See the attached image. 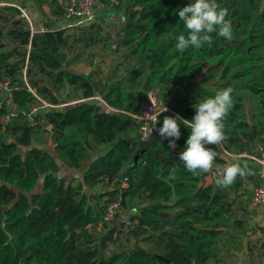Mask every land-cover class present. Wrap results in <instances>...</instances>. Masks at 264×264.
I'll list each match as a JSON object with an SVG mask.
<instances>
[{"label":"trees","instance_id":"1","mask_svg":"<svg viewBox=\"0 0 264 264\" xmlns=\"http://www.w3.org/2000/svg\"><path fill=\"white\" fill-rule=\"evenodd\" d=\"M98 2L104 11L121 14L119 44L130 49L133 58L148 62L133 67L126 84L102 83L100 90L91 76L71 69L81 59L74 53L76 44L88 48L105 41L99 26L91 25L90 29L96 28L92 34L81 28L76 38L67 34L68 29L48 25L44 31L32 32L19 8L0 7V81H10L17 88L8 96L11 109L0 104V264H209L219 239L227 234L236 206L234 194L254 178L258 167L251 165L250 158L231 160L220 145H208L216 152L213 168L193 175L183 162L177 165L190 129L181 124L180 139L175 141L178 154L159 129L165 116L192 120L197 100L232 87L233 105L223 121L221 145L230 155L255 154L252 127L258 117L249 116L244 108L264 94V0H252L249 8L247 0H216L228 10L232 40L214 32L211 46L185 52L175 48L177 37L187 34L178 12L195 0ZM252 38L261 48L257 53H252ZM24 74L29 87L54 105L66 103L58 95L65 87L81 92V101L32 115V125L29 116L38 101L24 82ZM214 79H218L215 89L207 87ZM157 89L162 91L160 106L171 111L161 113L151 138L143 141L135 116L146 94ZM11 114V121L4 125L2 119ZM30 126L37 142L45 132L51 134L52 151L19 144ZM263 131L258 130V136ZM86 161L89 164L79 184L60 175L63 167L80 169ZM226 163L246 164L251 174L238 176L227 188L217 186L220 175L206 185V178L216 169L222 171ZM125 179L129 181L123 186ZM40 181L42 190L36 192ZM104 183L111 188L100 196L87 192ZM104 197L109 198L102 206ZM119 199L122 207L135 199L144 206L130 218V225L138 223L126 235L135 246L119 245L107 258L98 241L117 244L119 240L109 234L99 237L89 226L98 225L106 205ZM171 209L175 212L171 224L176 228L172 235L181 245L167 242L159 254L142 248L139 238L147 230H157L153 214Z\"/></svg>","mask_w":264,"mask_h":264},{"label":"rangeland","instance_id":"2","mask_svg":"<svg viewBox=\"0 0 264 264\" xmlns=\"http://www.w3.org/2000/svg\"><path fill=\"white\" fill-rule=\"evenodd\" d=\"M37 1L41 4V9L43 11L44 17L46 18L45 24L55 26V27H62L67 23L63 17H60V13L58 8L56 7L53 0H8L7 4H10L14 7H19L23 10V12L28 15V17L31 19L33 14H40V8L37 5ZM96 12L99 13L97 18L92 23H86L80 26H76L73 28H68L67 34H73L76 38V35L81 33V28H86V30L92 34L96 31V28H91V25H95L96 27L99 26L101 30L99 31L100 37L105 39V41L95 44L91 47H84L83 44H76L74 47V53H78L81 57L79 62L72 67L73 70L79 73H83L85 75H89L92 77L93 83L96 86L97 90H100V87L102 83H108L111 86L118 83V82H124L126 84V79L128 77L129 71L133 67H139L142 63L148 64L145 58L140 57H132L129 55L130 49L125 48L124 46L119 44V29L122 26L123 18L121 14L117 11H104V7H101L100 3H98V0H96ZM4 4V3H3ZM4 6V5H2ZM24 15V14H23ZM27 20V19H26ZM35 20V18H34ZM40 20V17H39ZM41 21V20H40ZM29 22V21H27ZM36 22V20H35ZM41 23V22H40ZM29 25L31 27V24L29 22ZM256 38H252L251 42L254 45L252 53H257L261 50L260 47H256ZM7 41H5L6 43ZM5 49H10V46L6 47ZM145 52L144 54H146ZM205 71V70H203ZM201 80V76L199 78ZM218 79H214L213 81L210 80V83L207 85L209 88L215 89V82ZM155 92H158L159 94V106L162 99V94L160 90H153ZM59 97L62 101H65L66 103H62L61 105H64L62 108L77 103L81 98V92L75 91L74 89L70 87H65L59 92ZM183 95V94H182ZM175 97V96H174ZM180 95L178 96V98ZM97 100H101L99 96L95 97ZM0 104L6 105L9 109L12 108V104H10V99L5 94L0 95ZM262 105H264V94L256 96L254 99V102L251 104H247L244 108L246 113H248L249 116L258 117V119L255 121L252 127V131L255 133L253 139L255 142L252 144V150H255V155L258 157L261 156V153L258 150L259 145L264 144V133L262 135L258 136V130L263 131L264 130V109H262ZM161 109H165L160 106ZM170 110V109H169ZM256 113V114H254ZM263 113V114H261ZM262 115V116H261ZM252 121V120H251ZM50 131V130H49ZM257 131V134H256ZM264 132V131H263ZM31 145H38L39 147L45 149V150H51L52 149V137L49 132H45L42 136V141L37 142L32 138ZM180 151L178 149H175L173 153L178 154ZM226 156V155H225ZM229 159L233 160H240L239 157H229ZM228 159V160H229ZM89 162H83L82 167L80 169H69L66 167L62 168V171L60 175L65 177L66 179H75V184L77 185V181L79 179V175L83 174L87 167ZM253 167H258L259 170V164L257 162H253L251 164ZM220 171L216 169L213 174L206 178L205 184L208 185L212 183L213 179L219 175ZM74 175L76 177H74ZM259 183L258 174H254L253 179H249L245 182L243 188L234 194V197L236 198V206H234V209L232 212L239 211L240 213L247 212V223L249 219L252 221L251 226L252 229L244 230L245 228L242 226L243 221L236 220L235 222H232V219L236 217H229L230 221L226 228V233L224 235L230 236V239L235 240V244L238 243V241H245L248 239H252L253 241H257L258 239H262L261 241L258 240V242L253 245L254 253L257 255L255 256L256 262L259 264H264V246H263V229L261 232H258V225L260 224L261 227H264V205H254L250 202L249 196L251 193V190ZM43 183L40 181L35 189L36 192H39L42 190ZM111 188L109 184H103L100 186H97L95 188H91L90 190H87L89 194H92L94 196H100L102 193L108 191ZM109 197H104L101 199V205L104 206L106 201ZM143 202H141L138 199L126 201L124 207H122L118 218L113 223H105L103 222V218L96 226H89V229L95 233L97 236H101L103 234H109L112 236L113 239H118L117 244L108 243L104 244L102 241H98L97 244L100 245L104 252V256L107 258L110 257V255L117 250L119 245H121L124 248H132L135 245L134 240L131 239L130 241L127 240L126 235L129 231L134 229L135 225H137L138 222H134L135 224L130 225V218L134 217L136 215L140 214V211L143 207ZM135 210V211H133ZM174 210H165L160 214L154 215L153 219L155 221V227L157 230H147L144 235H142L139 239L141 240L140 246L146 250L154 251L155 253H163V245L167 242H172L181 245L180 242L176 241L174 236L172 235V231L176 230L175 227L172 226V218L174 215ZM258 215H261V217H258ZM239 223V224H237ZM249 232L250 234H247ZM225 237V236H223ZM223 239V238H222ZM227 239V238H225ZM241 244H237V247H229V250H225L226 252L223 255L221 254L222 261L225 262V264L228 262V264H245L247 261L245 260L246 257L241 249ZM232 250L235 252H232ZM162 256V255H161ZM230 258V259H228Z\"/></svg>","mask_w":264,"mask_h":264},{"label":"clouds","instance_id":"3","mask_svg":"<svg viewBox=\"0 0 264 264\" xmlns=\"http://www.w3.org/2000/svg\"><path fill=\"white\" fill-rule=\"evenodd\" d=\"M180 20L184 22L187 34L177 37L175 48L185 52L189 48H202L213 43L212 33L231 41L233 38L232 22L226 19L228 10L220 8L216 0H195L178 12ZM234 89L227 87L218 90L213 97L197 100L193 105L195 116L192 120L183 117L165 116L163 126L159 129L161 137L169 140V148L175 150L176 140L181 136V124L190 129L184 149L179 153V160L184 168L193 175L208 173L213 168L216 152L208 145L219 146L224 140V119L233 105L232 93ZM168 111L167 108L164 112ZM247 165L226 163L217 179L218 187L231 186L237 177L250 175ZM174 178V177H170ZM135 211V210H133Z\"/></svg>","mask_w":264,"mask_h":264},{"label":"built area","instance_id":"4","mask_svg":"<svg viewBox=\"0 0 264 264\" xmlns=\"http://www.w3.org/2000/svg\"><path fill=\"white\" fill-rule=\"evenodd\" d=\"M56 6L61 10L63 18L67 21L65 25H63L62 29L73 28L76 26H80L86 23H92L97 18L98 14L96 12V0H53ZM1 6V5H0ZM21 10V9H20ZM22 11V10H21ZM23 12V11H22ZM27 20L30 22L29 18L25 16ZM31 24V22H30ZM31 25V30H32ZM23 80L26 83L27 87L33 94V96L38 101V104L33 106L31 109L30 119L34 125L32 115L37 113H44L48 109H59L64 105H54L51 102L43 99L38 96L35 91H33L28 83L26 75L24 74ZM17 89L12 87L10 81L2 80L0 81V94H5L7 96H11L13 91ZM102 101V100H101ZM168 111H171L168 109ZM164 112V109H161L159 106V94L155 91H149L146 94L145 100L141 104V112L139 115H136L135 118L140 122L139 128V136L141 140L147 141L151 138L154 127L158 123L159 117L161 113ZM167 112V111H166ZM13 114L10 116H5L2 119V123L7 125ZM223 153L229 157H247L257 162L259 164V170L257 172L259 183L251 190L249 200L254 205H264V147L263 145H259L258 150L261 153V156L257 155H244V156H235L230 155L224 147L220 144ZM129 179H125L123 182V186L127 185ZM122 209L121 199L116 200L114 202L108 203L105 208V212L103 215V221L105 223H113L118 218V215Z\"/></svg>","mask_w":264,"mask_h":264},{"label":"crops","instance_id":"5","mask_svg":"<svg viewBox=\"0 0 264 264\" xmlns=\"http://www.w3.org/2000/svg\"><path fill=\"white\" fill-rule=\"evenodd\" d=\"M97 3V2H96ZM99 3V2H98ZM1 6L0 7H2V5H4V6H12V5H10V4H7V3H1L0 4ZM37 5H38V7L40 8V11H42V9H41V4L39 3V1H37ZM56 5V4H55ZM101 5H103V4H101ZM105 6V5H104ZM57 7V6H56ZM102 7V6H101ZM17 8H19V7H17ZM58 8V7H57ZM106 8H108V6H106ZM19 9H21V8H19ZM22 10V9H21ZM58 10H59V13H60V17H63L62 16V13H61V11H60V9L58 8ZM105 10V9H104ZM23 11V10H22ZM23 14H24V16H27L28 17V15H26L24 12H23ZM39 17H40V20H39ZM29 18V17H28ZM34 18H35V20H36V22H35V20H34ZM27 19V18H26ZM64 19V18H63ZM29 20H30V22H31V25H32V32H34V30H41V31H44L45 30V26L47 25V24H45V22H46V18L44 17V14H43V11L42 12H40V14H33L32 15V18L30 19L29 18ZM28 21V20H27ZM41 22V23H40ZM48 26H51V25H48ZM53 27H55V26H53ZM71 69L73 70L74 68L71 66ZM53 150V147H52V149L51 150H49V151H52ZM82 176H83V174L81 175H79L78 177H79V179L80 180H78L77 181V184H79L80 182H82ZM74 177H76L75 175H74ZM74 184H75V182H74ZM104 184H106V183H104ZM101 185H103V184H101ZM98 186H100V185H98ZM246 214H247V212H244V213H240L239 211L237 212V211H235V212H232L231 214H230V217L231 218H233V217H236L235 219L233 218L232 219V222H235L236 220H240V221H243V224H242V226L245 228L244 230L246 231V230H249V229H252V226L250 225L251 224V220L249 219V221H248V223H247V216H246ZM233 216V217H232ZM258 217H261V215H258ZM250 223V224H249ZM237 224H239V223H237ZM262 228H264V227H261V225L259 224L258 225V232L260 233L261 232V230H262ZM226 231V230H225ZM263 233H264V229H263ZM247 234H250L249 232H247ZM263 237L262 238H264V234L262 235ZM223 238V239H222ZM225 238H227V239H225ZM258 240H260V239H258ZM258 240L257 241H253L252 239H248V241L247 240H245V241H243V240H241V241H238V243L237 244H241V249H242V251H243V253H244V255H245V257H246V263L245 264H259V263H257L256 262V259H254V258H256L255 256L257 255L256 253H254L255 251H254V248H253V245H255L257 242H258ZM262 240V239H261ZM260 240V241H261ZM264 240V239H263ZM237 244H235V240H233L232 241V239H230V236H228V235H225V237H221L220 239H219V242H218V244H217V248H216V255H215V257L214 258H212L211 260H210V262H209V264H225V262H223L222 261V258H221V254H222V256L223 255H226V254H224L226 251L225 250H229V247L230 246H232V247H237ZM263 246H264V241H263ZM232 252H235V250L233 251L232 250ZM227 253V252H226ZM228 259H230V258H228ZM229 262V261H228ZM228 262L226 263V264H228Z\"/></svg>","mask_w":264,"mask_h":264},{"label":"water","instance_id":"6","mask_svg":"<svg viewBox=\"0 0 264 264\" xmlns=\"http://www.w3.org/2000/svg\"><path fill=\"white\" fill-rule=\"evenodd\" d=\"M226 0H224V3H225ZM251 1L252 0H247V6L248 8L250 7L251 5ZM217 3V2H216ZM218 4V3H217ZM219 5V4H218ZM30 129H31V126L30 127H27L25 128V131L22 135V137L20 138L19 140V144L24 146V147H29L31 146V143H32V137H31V134H30ZM255 133L253 132V135L252 137H254ZM182 164V161H179L177 163V165H181ZM156 257L161 260V261H165L167 263H169V260L165 259L163 256H160V255H156Z\"/></svg>","mask_w":264,"mask_h":264}]
</instances>
